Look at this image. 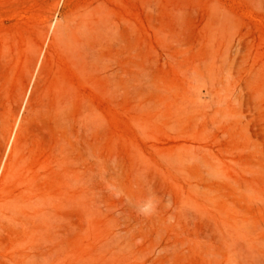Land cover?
<instances>
[{
  "label": "rangeland",
  "instance_id": "374dc122",
  "mask_svg": "<svg viewBox=\"0 0 264 264\" xmlns=\"http://www.w3.org/2000/svg\"><path fill=\"white\" fill-rule=\"evenodd\" d=\"M0 264H264V0H0Z\"/></svg>",
  "mask_w": 264,
  "mask_h": 264
},
{
  "label": "clouds",
  "instance_id": "9594fccd",
  "mask_svg": "<svg viewBox=\"0 0 264 264\" xmlns=\"http://www.w3.org/2000/svg\"><path fill=\"white\" fill-rule=\"evenodd\" d=\"M155 207L156 206L154 204H145V205L141 206L139 210L142 213L149 214V213L155 211Z\"/></svg>",
  "mask_w": 264,
  "mask_h": 264
}]
</instances>
